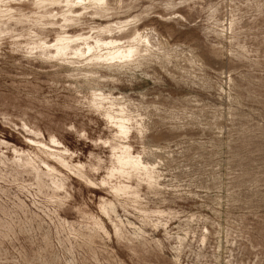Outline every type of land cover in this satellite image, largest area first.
<instances>
[{"label": "rangeland", "instance_id": "1", "mask_svg": "<svg viewBox=\"0 0 264 264\" xmlns=\"http://www.w3.org/2000/svg\"><path fill=\"white\" fill-rule=\"evenodd\" d=\"M0 264H264V0H0Z\"/></svg>", "mask_w": 264, "mask_h": 264}]
</instances>
